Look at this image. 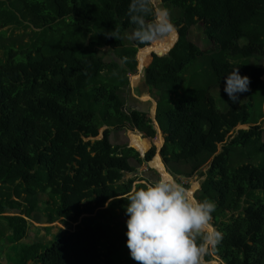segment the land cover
<instances>
[{
  "label": "trees",
  "instance_id": "16d2710c",
  "mask_svg": "<svg viewBox=\"0 0 264 264\" xmlns=\"http://www.w3.org/2000/svg\"><path fill=\"white\" fill-rule=\"evenodd\" d=\"M160 2L178 13L171 17L172 46L149 50L144 68V83L157 92L159 155L175 174L204 177L196 198L215 203L212 223L222 234L205 261L264 264V67L255 61L264 59V0ZM129 3L0 0V220L15 244L11 264H137L120 220L128 203L121 198L145 184L134 186L138 179L125 175L136 171L130 160L140 165L157 154L154 146L143 155L114 146L110 133L155 136L152 119L125 110L122 94L138 50L154 45L129 38ZM196 25L206 49L189 39ZM114 28L120 40L105 36ZM14 29L28 30V39L13 38ZM104 48L118 61H105ZM235 67L250 79L246 99L220 110L210 90L224 88ZM235 150L247 161L233 165ZM44 194L45 223L60 220L73 231L22 243ZM4 238L0 228V243Z\"/></svg>",
  "mask_w": 264,
  "mask_h": 264
},
{
  "label": "clouds",
  "instance_id": "9594fccd",
  "mask_svg": "<svg viewBox=\"0 0 264 264\" xmlns=\"http://www.w3.org/2000/svg\"><path fill=\"white\" fill-rule=\"evenodd\" d=\"M128 16L135 25L129 38L140 46L166 44L177 35L169 10L159 0H130ZM105 36L122 38L118 28ZM224 80L223 91L232 103H238V94L249 89V77L235 67ZM156 173L155 179L121 198L128 202L126 235L131 258L137 264H206L205 256L222 239L212 223L215 203L197 199L166 170Z\"/></svg>",
  "mask_w": 264,
  "mask_h": 264
},
{
  "label": "rangeland",
  "instance_id": "374dc122",
  "mask_svg": "<svg viewBox=\"0 0 264 264\" xmlns=\"http://www.w3.org/2000/svg\"><path fill=\"white\" fill-rule=\"evenodd\" d=\"M161 6L165 7L162 5V3ZM177 13H178L177 11L175 13L174 10L172 11L169 10L170 19L172 16H174ZM26 32H28V30L24 31L23 29H14L12 33V37L18 40L23 39L24 41H26L28 39ZM189 39L202 49H206L210 46L209 41L203 35L202 27L200 25H196L190 30ZM172 40H170L166 44L154 45L152 49L155 51H159L161 53H165L172 46L171 45ZM103 53H104L105 61H110V60L118 61V59L114 57L111 50L104 48ZM138 54L139 52H137L136 54V60H137L136 72L128 73L129 85L124 90H122V94L125 101V110L127 111L138 110V111L146 112L147 115L152 119V122L156 130V134L153 138H149V137H145L142 133L134 129L111 130L110 142L114 146L118 145V146L133 147L138 150L140 155H143L148 149L151 148V146L155 147L157 156L154 161L153 158L150 162H143L142 164L139 165L136 161L130 160V163L132 164V166L135 167L136 171L134 173L126 174L125 178L134 177L138 179L134 182V186L137 183L146 184L147 182H150L153 179H155L157 175L156 173L157 169L163 171L166 170L168 173L172 174L178 182L182 183L186 187H189L190 190L197 197L198 187L204 177L199 175V173H196L191 177L175 174L172 171L171 167L166 166L163 163L161 156L159 157L158 155L160 151L159 148H161L164 142V135L158 131L157 129L158 126L155 124L153 117L155 112V102L157 101V92H155L153 89H151L144 83V68L149 63V61L147 62L148 51L142 50V53L139 54L140 60L138 59ZM255 61L258 62L259 65H262L264 67V59L256 56ZM223 89H224L223 87H214L210 90V93L216 99L220 110H225L227 108L228 105L227 101L229 100L227 94L223 91ZM246 93L247 92L239 93L238 95L240 97V100L238 103L235 104L238 105L244 102L246 99ZM262 110L264 111V103L262 106ZM261 124L264 127V117ZM218 150H220V145H218ZM239 153H240L239 150L234 151V154L232 155L233 165H238L243 161H247L246 159L244 160L240 159ZM250 161L256 163V160L254 161L252 159ZM178 168L182 171H187V167L184 165H180L178 166ZM205 170L206 167H203L201 169V172H204ZM47 202H49V196L47 194L41 195L39 199L38 210L32 215L31 219L28 220L27 237L22 240V243L23 242L47 243L48 241L51 240L53 235L59 232L60 230L73 231L74 228L73 225L72 226L65 225L60 220L53 222L51 224L45 223V219H46L45 209L48 204ZM12 214H17V213H14V211H9V212L7 211L6 213H4V215H12ZM127 218L128 217L125 213L121 214L120 216V220L123 223H126ZM0 228L4 232V236H5L4 240L0 243V262L1 264H11V262L8 259V255L12 254V252L14 251L15 244L6 238L10 233V231L8 230L3 220H0ZM46 228H48L49 230H47ZM206 264H224V263L217 256H213L212 260L206 261Z\"/></svg>",
  "mask_w": 264,
  "mask_h": 264
},
{
  "label": "bare ground",
  "instance_id": "6f19581e",
  "mask_svg": "<svg viewBox=\"0 0 264 264\" xmlns=\"http://www.w3.org/2000/svg\"><path fill=\"white\" fill-rule=\"evenodd\" d=\"M142 50L143 51H149V50L155 51V50L152 49V47H150V48L148 47V48L141 49L140 52H139V54L142 53ZM160 171H163V170H160Z\"/></svg>",
  "mask_w": 264,
  "mask_h": 264
},
{
  "label": "water",
  "instance_id": "95a60500",
  "mask_svg": "<svg viewBox=\"0 0 264 264\" xmlns=\"http://www.w3.org/2000/svg\"><path fill=\"white\" fill-rule=\"evenodd\" d=\"M153 117H154V120H155V112H154V115H153ZM156 122V121H155ZM157 129H158V131L160 132V129H159V127H157ZM161 133V132H160ZM160 149V148H159ZM159 155V154H158ZM159 157H160V155H159Z\"/></svg>",
  "mask_w": 264,
  "mask_h": 264
}]
</instances>
